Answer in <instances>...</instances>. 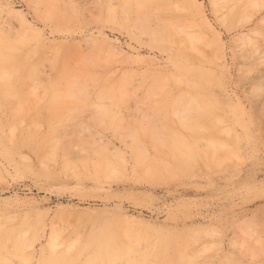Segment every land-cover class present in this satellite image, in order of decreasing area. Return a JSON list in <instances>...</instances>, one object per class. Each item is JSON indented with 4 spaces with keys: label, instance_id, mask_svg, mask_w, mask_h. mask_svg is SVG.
Here are the masks:
<instances>
[{
    "label": "rangeland",
    "instance_id": "obj_1",
    "mask_svg": "<svg viewBox=\"0 0 264 264\" xmlns=\"http://www.w3.org/2000/svg\"><path fill=\"white\" fill-rule=\"evenodd\" d=\"M185 263L264 264V0H0V264Z\"/></svg>",
    "mask_w": 264,
    "mask_h": 264
},
{
    "label": "bare ground",
    "instance_id": "obj_2",
    "mask_svg": "<svg viewBox=\"0 0 264 264\" xmlns=\"http://www.w3.org/2000/svg\"><path fill=\"white\" fill-rule=\"evenodd\" d=\"M22 37H23V36H22ZM23 56H24V55H23ZM29 57H30V56H29ZM30 58H31V57H30ZM26 60H27V58H26ZM17 67H18V66H17ZM27 67H28V66H27ZM30 69H31V68H30ZM34 69H35V70H38V68H37V69L34 68ZM12 70H13V69H12ZM1 71H2V70H1ZM3 72H4V71H3ZM7 72H8V71H7ZM1 75H2V74H1ZM1 77L5 78L4 75L1 76ZM19 77H20V76H19ZM73 77H74V76H73ZM19 87H20V86H19ZM79 87H80V86H79ZM68 88H69V87H68ZM66 90H68V89H66ZM77 92H78V91H77ZM73 93H74V92H73ZM75 93H76V92H75ZM87 94H88V93H87ZM76 95H77V94H76ZM74 96H75V95H74ZM78 96H79V95H78ZM83 96H84V95H83ZM79 99H81V98H77L76 102H78ZM98 99H99V98H98ZM80 103H81V102H80ZM80 103H79V104H80ZM77 108H78V105H77ZM109 120H110V119H109ZM50 141H51V140H50ZM58 141H59V140H58ZM56 142H57V141H56ZM54 143H55V142H54ZM57 143H58V142H57ZM57 143H56V144H57ZM56 144H55V145L53 144V146L55 147ZM68 147H69V146H68ZM51 149L55 150V148H51ZM53 150H52V152H53ZM50 151H51V150H50ZM52 154H53V153H52ZM49 155H51V153H50ZM52 156H54V155H52ZM70 160H71V159H70ZM67 163H68V162H67ZM66 166H67V164H66ZM72 168H73V167H72ZM184 252H185V251H184ZM185 254H186V253H185ZM182 256H184V255H182ZM189 257H190L189 255L187 256V258L184 256V258H186L187 260L190 259ZM187 260H186V261H187ZM189 261H192V258H191L190 260H188V262H186V263H189ZM186 263H185V264H186Z\"/></svg>",
    "mask_w": 264,
    "mask_h": 264
}]
</instances>
